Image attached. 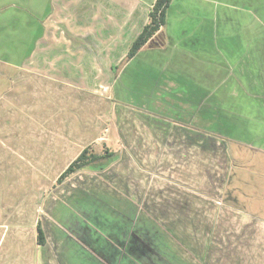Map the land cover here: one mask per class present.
Wrapping results in <instances>:
<instances>
[{"label": "crops", "instance_id": "obj_1", "mask_svg": "<svg viewBox=\"0 0 264 264\" xmlns=\"http://www.w3.org/2000/svg\"><path fill=\"white\" fill-rule=\"evenodd\" d=\"M154 2L0 0V264H264V166L228 194L230 144L264 160V3L171 0L127 60Z\"/></svg>", "mask_w": 264, "mask_h": 264}, {"label": "trees", "instance_id": "obj_2", "mask_svg": "<svg viewBox=\"0 0 264 264\" xmlns=\"http://www.w3.org/2000/svg\"><path fill=\"white\" fill-rule=\"evenodd\" d=\"M171 0H155L154 4L149 13V21L143 27L141 33L132 43L128 54L127 60L132 59L142 47L146 44L149 45H162V42L159 37L163 38V35L160 34V30L166 24V11L170 5ZM113 154L109 152H105L103 155H96L90 152V148H85L78 157L67 167V169L59 176L57 179V183H61L62 181L66 180L68 177L85 170L87 167L91 165H95L96 163L111 159ZM107 165L104 167H100V170H103ZM44 234L43 231L38 225L37 227V243L39 245H44Z\"/></svg>", "mask_w": 264, "mask_h": 264}, {"label": "rangeland", "instance_id": "obj_3", "mask_svg": "<svg viewBox=\"0 0 264 264\" xmlns=\"http://www.w3.org/2000/svg\"><path fill=\"white\" fill-rule=\"evenodd\" d=\"M251 1H253V0H251ZM261 2L262 3H264V1H262L261 0ZM251 5V3L250 2H247V4H242V6H243V8H245V7H249V6ZM220 10V9H219ZM248 10V9H247ZM254 10V9H253ZM251 11V10H250ZM219 14H221L222 13V10H220L219 12H218ZM187 15V14H186ZM177 17V16H176ZM194 17V16H193ZM177 19V18H176ZM190 19H193L192 18V16H190L189 17V19H188V16H183L181 19H180V21H181V24H182V27H184V28H187V26H188V24L190 23V21H191V23H194L196 26L197 25H199L198 27H202V25H201V18H198V16H196L195 17V19H194V21H192V20H190ZM198 19V20H197ZM199 19H200V22H199ZM171 21H173V19L171 18ZM200 23V24H199ZM191 25H193V24H191ZM194 33V32H193ZM198 34H201L200 32L198 33ZM196 37V39H197V36H195ZM194 37V38H195ZM25 53V48H23L22 49V53ZM190 67H191V64H190ZM186 70H188V71H191L192 70V67L191 68H189V66L188 67H186ZM214 71L215 72H217L218 71V69H217V67H215V69H214ZM10 72L11 71H9L8 73L10 74ZM141 85V84H140ZM140 85L138 84L137 86L138 87H140ZM5 88V84L4 83H0V91L2 90V89H4ZM228 118H226V119H229L230 117L229 116H227ZM230 151H231V155H232V161H233V166H234V175H232V180H231V183H230V189L228 190V194H230V195H238V196H240V195H242V188L244 187V186H242V176H240L239 175V172H241V170H242V166L243 167H245V169H247L248 170V172H250V174L252 175V176H254V178H255V175H254V169L256 168V166L258 167V166H264V164H261V162H263L264 160H262L261 161V159L260 158H257V156L255 157V155H252V156H250L249 158H248V156L247 155H245V156H243V157H245L244 159H243V161H242V150H237V148H234L233 147V144H230ZM246 151H248V152H252L250 149H247ZM241 156V157H240ZM52 176H50V175H40L39 176V179H40V183H39V185H38V188H41L42 187V185H46L47 183H48V186H49V184H50V180L52 179L51 178ZM253 179V178H252ZM67 180H64V181H62L63 183L64 182H66ZM71 182H73V180L71 179L70 180ZM250 183H251V181H249ZM56 186L57 187H59L60 185H58V183L56 182ZM56 187V189L55 190H53L54 188H51L50 189V186L49 187H46L45 188V190H43V191H39L38 192V195H37V202L39 203V205H40V207H43V208H45L46 207V205H47V198H50L52 195H54V198H56V200H59V198H60V200H62V196L61 197H59V194H58V192H59V190H58V188ZM246 188L245 189H247L249 186H245ZM233 189V190H232ZM244 190V189H243ZM249 192H251L250 191V189L248 190ZM247 191V192H248ZM255 190H254V194H252V195H255ZM253 193V192H252ZM240 198V197H239ZM36 202V203H37ZM42 212H44V210H42Z\"/></svg>", "mask_w": 264, "mask_h": 264}]
</instances>
